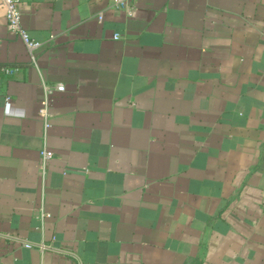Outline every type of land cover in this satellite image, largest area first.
I'll return each mask as SVG.
<instances>
[{
	"label": "crops",
	"instance_id": "obj_1",
	"mask_svg": "<svg viewBox=\"0 0 264 264\" xmlns=\"http://www.w3.org/2000/svg\"><path fill=\"white\" fill-rule=\"evenodd\" d=\"M19 4L0 264H264V0Z\"/></svg>",
	"mask_w": 264,
	"mask_h": 264
},
{
	"label": "built area",
	"instance_id": "obj_2",
	"mask_svg": "<svg viewBox=\"0 0 264 264\" xmlns=\"http://www.w3.org/2000/svg\"><path fill=\"white\" fill-rule=\"evenodd\" d=\"M130 0H114L115 6L119 8H128ZM4 3V9L6 12V17H7V25L8 28L11 32L16 33L17 35L20 36V38L23 40V42L26 44L28 49L30 51H33L37 49L40 46V43L33 40L29 33L23 28L21 19H22V12L19 4V0H3ZM98 19L101 21L103 20V14L98 15ZM116 38L119 37V34L115 35ZM8 73L11 72V69L6 70ZM54 90L57 91H64L65 86L63 84H58L54 88H48L47 92L48 93H53ZM42 114L48 118V107H47V102H45L44 107L41 110ZM47 127H50V124L47 122L46 123ZM54 156V152L49 149H43L41 151V157H42V163L45 166V164L52 159Z\"/></svg>",
	"mask_w": 264,
	"mask_h": 264
}]
</instances>
